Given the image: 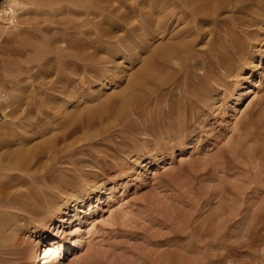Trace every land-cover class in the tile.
<instances>
[{
  "label": "rangeland",
  "instance_id": "1",
  "mask_svg": "<svg viewBox=\"0 0 264 264\" xmlns=\"http://www.w3.org/2000/svg\"><path fill=\"white\" fill-rule=\"evenodd\" d=\"M55 1L0 0V162L19 153L30 175L47 172L55 139L79 116L103 119L68 141L75 163L37 186L43 213L23 221L10 211L0 236L17 241L0 246V264H48L49 248L61 264H264V0L153 25L139 50L131 40L125 52L94 49L111 61L112 82L81 69L67 80L56 60L38 58L63 47L60 33H46L50 16L35 9ZM143 74L168 83L131 117L108 107Z\"/></svg>",
  "mask_w": 264,
  "mask_h": 264
},
{
  "label": "bare ground",
  "instance_id": "2",
  "mask_svg": "<svg viewBox=\"0 0 264 264\" xmlns=\"http://www.w3.org/2000/svg\"><path fill=\"white\" fill-rule=\"evenodd\" d=\"M248 2L249 0H212L209 4H202V2L196 3L193 0H120L116 4H110L109 0H56L54 4L49 3V5L44 6L37 5L35 7L36 10H40L44 15H49L52 19L46 21L49 23L48 26L52 28L49 27L50 29L48 28L46 33L50 36L60 33L61 38L57 40V37H59L57 34L56 40H53L63 46L59 48V53L56 54L55 57H45V59L44 57L42 58L40 54L38 58L42 59V61L48 59L50 63L52 60H56L58 62V67L62 70V72L58 71L57 74L60 76L66 71L63 75L67 73V80L72 79L75 72L81 69L85 75L91 74L94 78L100 77L104 79V82H112L111 76L113 75V67L111 66V61L103 57L97 58L92 52L94 49L104 45H113L115 47L118 45V50H120V52H125L128 50V42L131 40L133 44L131 42L129 43L134 45V51L137 49L139 50V48L145 44L143 37L155 33L152 30L153 25L156 28L155 30L168 26L171 27V22L174 23L173 19H177L175 23L178 24L180 19L179 15L188 18L191 16L194 21H199L207 16L206 11L208 9H210L211 12L213 10V12L218 15L219 12L222 11L235 12V10ZM164 7L169 11L166 14L163 13L164 15L162 16L159 14L160 16L153 18L151 14L157 9L162 11ZM145 9H148L149 12H145ZM132 15H137L135 16L136 20ZM53 26L56 28H53ZM16 28H20L23 32L29 31L22 29V27L18 25ZM190 29L191 28L187 30ZM120 30L125 31L122 36L116 38L115 33ZM196 30L197 33L200 32L199 26H197ZM160 35L163 34L161 33L159 36ZM54 41L52 44H54ZM65 52L69 54H64ZM107 52L108 54H112L114 51L109 49ZM176 52V50L171 52L166 56V60L163 61L169 62L173 58L172 55L177 54ZM30 62L33 64L34 60L31 59ZM145 74H143L142 77L136 76L130 79L129 86L127 90L125 89L126 92L119 99L120 101L118 102L117 100L115 103L109 104L108 107H111L112 110L115 107H119L122 110L124 109L125 115L130 116V114H133L139 107L146 103L150 92L165 87L168 83L159 80L154 74H150L148 77H146ZM56 77L57 76H55V78ZM63 79L62 77H57L56 80L53 79V86H56V84L60 85ZM66 83H69V81ZM158 93L155 92V95ZM150 101H152V99ZM111 108L109 111H111ZM78 118L75 124H71L66 133H63L55 139L57 141H55L53 149L49 150V160H51L50 163L53 166L47 167V172H40L39 170L30 175L33 168L29 165L28 157L21 158L19 153L14 154L7 162H0V230L12 224L10 218L13 214L10 211H21L23 221L27 218L33 219L44 212V202L41 193L36 191L37 186L45 183V181L49 182L55 180L54 176H49L48 173L57 165H64L67 162L69 164H71V162L75 163L74 158L78 150L75 149L76 145L68 144V141L72 140L85 129L94 126L96 122L103 119V116L85 112ZM123 124L121 123L120 125ZM116 126L117 123L112 128L115 129ZM108 131L109 129L105 130L104 133L107 134ZM105 134H100L98 137H103ZM91 140L92 139H88V141ZM86 154L85 152L83 153V155ZM43 172L44 174H41ZM98 202H100L99 199ZM80 233L81 228H76V239L72 245L73 247L80 241ZM10 236L11 234L5 236V232H2L0 236V246L7 247ZM16 237V233H13L11 236V238L15 240V243L17 241ZM50 252H52L51 255H49ZM60 255L61 254L49 248L46 254L48 264H61L59 261Z\"/></svg>",
  "mask_w": 264,
  "mask_h": 264
}]
</instances>
